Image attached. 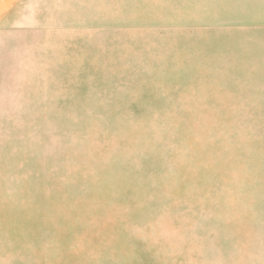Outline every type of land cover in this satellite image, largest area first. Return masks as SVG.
Masks as SVG:
<instances>
[{"label": "rangeland", "instance_id": "obj_1", "mask_svg": "<svg viewBox=\"0 0 264 264\" xmlns=\"http://www.w3.org/2000/svg\"><path fill=\"white\" fill-rule=\"evenodd\" d=\"M0 264H264V0H0Z\"/></svg>", "mask_w": 264, "mask_h": 264}]
</instances>
